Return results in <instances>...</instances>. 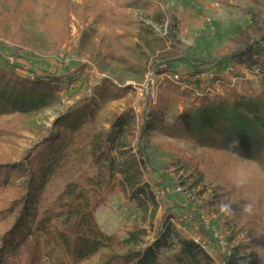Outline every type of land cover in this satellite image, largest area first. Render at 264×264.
I'll list each match as a JSON object with an SVG mask.
<instances>
[{"label": "trees", "instance_id": "obj_1", "mask_svg": "<svg viewBox=\"0 0 264 264\" xmlns=\"http://www.w3.org/2000/svg\"><path fill=\"white\" fill-rule=\"evenodd\" d=\"M120 1L83 0L82 5H76L75 14L80 23H87L88 15H92V32H96L95 26L102 24L107 15L113 17L109 21L112 26H120L111 38L103 36L95 41L91 33L81 35L77 55L92 58L100 68L120 81L128 78L142 81L151 69L156 75H170L182 58L171 52L155 54L154 50L155 42L159 40L154 25H164L168 20L167 13L161 7L150 13L146 0L121 1L119 4ZM249 2L256 7V15L251 27L245 30L244 45L264 36V0ZM70 3V0H0V37L27 49L32 44L37 52L57 51L69 35ZM120 6L143 11L151 25L138 19L126 23L124 18L116 20ZM40 9L43 13L37 21L35 13ZM31 24L43 27L41 38L29 33L28 25ZM176 25V21L170 23L171 29L177 28ZM131 26L135 27V32L128 29ZM12 37H17L18 41ZM230 42L237 43L235 40ZM31 52L28 51L30 56L37 55ZM154 59L159 62L153 67ZM236 60L247 67L264 69V60L255 58L251 49L237 51L233 47L220 52L216 67ZM11 65L14 66L9 71L0 65V131L18 134L26 130L42 141L16 167L20 177L26 178L25 192L11 205V210L18 208V212L13 225L0 238V264H41L43 252L52 264H83L101 253L104 256L98 264H217L214 255L197 245L181 228L185 224L182 219L185 211L194 214V220L201 219L190 206L174 203L173 214L168 213L163 218L155 242L143 251L126 255H120L117 249L137 246L144 232L130 233L124 239L107 236L99 229L94 210L103 198L119 190L136 203L139 210L144 212L152 205L157 211L160 202L156 188L160 184L146 182L144 171L149 168L153 172L160 171L153 164L151 151L155 138L162 137L175 143H191L200 151L199 157H189L186 151L177 149L175 162L187 171H194L193 176L198 172V165H207L209 172L219 169L216 174L220 173L222 177L224 172V178L233 182L229 190L218 187L217 195L208 205L215 206V213L220 212L218 205L224 203L221 199H228L232 192L233 199L228 204L234 212L231 216L222 215L225 216L223 226L227 230L240 227L244 220L240 198L244 196L248 200L251 194L250 177H245L240 185L242 175L225 172L221 166L213 164L217 163V155L231 154L250 161L264 174V91L244 93L228 83L222 97L205 95L201 102L189 105L174 123L168 122L167 113L161 107L142 117L127 108L111 114L108 130H98V104L125 95V90L108 81L97 92L98 100L92 99L83 107L66 111L48 128L39 124L36 118L40 113L62 105V89L55 84L64 81L54 76H37L32 81L30 76L23 78L17 73L19 64ZM168 65L171 69L166 68ZM205 65L207 63L200 62L188 69L192 75H198L202 74ZM71 76L66 78L68 84L76 80V75ZM72 96L67 94L68 99ZM157 144L166 146L163 142ZM114 150L118 151L119 161L113 156ZM61 181L64 184L55 201L42 205L46 189ZM197 181L203 182V175ZM162 186L169 192L166 181ZM169 196L175 198L173 194ZM202 211L209 210L204 207ZM255 222L258 229L251 233L253 237L259 234L256 230L264 233V221ZM202 230L203 236L214 239V232ZM171 236L177 239L179 249L167 255L163 262V255L172 252ZM244 260L243 257L239 261L259 264L251 259Z\"/></svg>", "mask_w": 264, "mask_h": 264}, {"label": "rangeland", "instance_id": "obj_2", "mask_svg": "<svg viewBox=\"0 0 264 264\" xmlns=\"http://www.w3.org/2000/svg\"><path fill=\"white\" fill-rule=\"evenodd\" d=\"M70 1L69 35L57 51L37 52L32 44L27 49L0 37V65L3 69L9 71L14 66L11 64L15 62L20 67L17 69V73L23 78L30 76V79L34 81L37 76H54L64 81L55 84L62 89V105L40 113L36 118L39 124L51 128L52 123L59 115L68 110L83 107L92 99L98 100L97 92L108 81L119 89L125 90V95L117 100L113 99L98 104V130H108L111 114L120 113L127 108L133 109L138 117H142V115L161 107L167 113L168 122L174 123L189 105L201 102L205 95L210 98L222 97L228 83L244 93L259 94L264 91V69L258 66L247 67L239 60L223 67H216L220 52L232 49V47L237 51L251 49L255 58L264 60V36L247 45L242 42L245 30L251 27L252 20H255L254 16L256 15L254 14L256 7L249 0H146L150 5L148 8L150 13L156 7H161L167 13L169 20L164 25H154L155 35L159 38L154 45L155 54L167 52L178 54L182 61L176 64L175 71L179 72L185 71L188 67L189 69L193 68V65L196 66L200 62L207 63L202 69L204 76L200 79L192 77L178 83H173L169 78L164 79L162 75H156L152 69L146 73L142 81L132 78L120 81L110 72L100 68L92 58L79 57L77 47L81 35L91 33L92 39L95 41L103 36L111 38L120 26H112L109 21L113 17L107 15L105 23L97 24L96 32H92L94 26L92 15H88L87 23H80L75 14L76 5H82L83 0ZM121 1L128 2V0ZM121 1L118 3L121 4ZM42 13V9L35 13L37 21L41 19L40 14ZM143 13L139 9L120 6L116 12V20L121 21L124 18V23H126L138 19V21H145L151 25V21ZM107 20L108 22H106ZM175 21L177 28L171 29L170 23ZM118 23L120 25V22ZM28 29L29 33L37 39L41 38L44 32L43 27L39 24L28 25ZM128 29L135 32L134 26L128 27ZM12 38L18 41L17 37ZM231 40H235L237 43L232 44ZM28 51H33L37 55L32 57ZM153 62L154 67L159 61L154 59ZM69 74L70 76L76 75L75 82L71 84H68L66 79ZM150 78L155 86V99H152L151 95L147 96L146 93L144 96H140L141 89L147 85ZM193 84H198L197 87L195 86L197 90L190 89ZM67 94H73L72 98L68 99ZM41 141L42 139L38 136L26 130H22L18 134L0 131V166L2 167L0 170V238L13 225L18 212V208L11 210L13 201L19 199L25 192L26 178L20 177L16 167L23 163L26 154ZM162 142L166 146L162 147V144H157ZM132 146L136 149L135 144ZM177 149L186 151L189 157L201 155L200 151L191 143H175L162 137L155 138L151 156L154 166L159 167L160 171L153 172L149 168L144 171V179L157 186L160 184V187L156 188L160 202L157 211L150 205L143 212L139 210L136 203L128 200L119 190H115L103 198L94 210V218L99 229L107 236H115L120 239L126 238L130 233L143 231L145 235L137 246L117 249L120 255L140 252L155 242L163 218L168 213L169 215L173 214L172 211L176 207L174 203H179V205L192 207L193 211L201 215L200 220H194V214L184 212L182 219L185 224H182L181 228H185L183 231L186 235L201 233L203 228H205L204 233L209 231V228L211 232H214V239L208 240L211 244L210 252L217 260L223 259V257H217L218 254L222 255L223 251H227L231 256L227 257L229 261L226 259V264L227 261L228 264H242L239 260L243 257L244 261L251 259L259 264H264V233L256 230L259 234L255 237L251 236L253 230L258 229L255 226V220L260 223L264 221V174L259 172L258 167L250 161L231 154L217 155V163L213 165L221 166L225 172L242 175V181L238 182L240 185L244 183L247 176L251 180L249 185L251 194L248 200L241 196L240 201H242V206L245 203L251 204L252 211L243 213L244 220L240 227H231L227 230L223 226L225 216H222L223 214L220 212L215 213L213 211L215 206L213 208L208 203H212L214 200L218 187L223 186L229 190L233 182L224 178V172H222V177L220 173L216 174L219 169H212L213 172H209L206 169L207 165H198V172L193 176L194 171H187L175 162L178 156ZM113 156L118 161L121 159L117 150H114ZM200 175H203V182L197 181ZM164 181L170 186L169 192L163 189ZM63 184L64 181L55 182L48 187L44 192L42 205L53 203ZM170 194H173L175 198L170 197ZM232 199L233 193L230 192L228 199L222 198L221 200L224 203L226 201L229 203ZM204 207H207L209 211H202ZM169 241L172 252H166L163 255V262L167 255L179 249L178 241L174 236H171ZM42 255L41 264H52L44 257V252ZM103 256L104 253H101L83 264H98L99 259H102Z\"/></svg>", "mask_w": 264, "mask_h": 264}, {"label": "built area", "instance_id": "obj_3", "mask_svg": "<svg viewBox=\"0 0 264 264\" xmlns=\"http://www.w3.org/2000/svg\"><path fill=\"white\" fill-rule=\"evenodd\" d=\"M166 68H170L171 69V65H168L166 66ZM188 70V71H186ZM185 71H182V72H179V71H175L172 72L170 75H162L164 76L163 78L164 79H171L173 81V83H178L179 81H182V80H187V79H190L192 77H195V79H200L202 76H204L203 74H198V75H192V73L190 72L189 69H186ZM154 89H155V86H154V82L152 80V78L148 79L147 81V85L141 89V94L140 96H144V94L146 93L147 96L148 95H151L152 96V99H155L156 95L154 93ZM208 223V222H207ZM210 229V228H209ZM184 230V228H183ZM191 239L199 246H201L203 249H205L208 253H210L211 255H213L210 250H211V244L209 242L208 239L210 238H207L205 236H202L201 233H193L190 235ZM208 240V241H207ZM223 255L226 257H223ZM230 255H228V252L227 251H223L222 255L218 254L217 257H223V259L221 260H217V258H215L216 260V263L217 264H226V259H228L227 257H230ZM215 257V256H214Z\"/></svg>", "mask_w": 264, "mask_h": 264}, {"label": "clouds", "instance_id": "obj_4", "mask_svg": "<svg viewBox=\"0 0 264 264\" xmlns=\"http://www.w3.org/2000/svg\"><path fill=\"white\" fill-rule=\"evenodd\" d=\"M218 208L221 214H224L226 216L233 215L234 210L232 209L231 205L228 203H221L218 205ZM251 211H252V206L251 204H248V203H245L241 208V212L245 214L251 213Z\"/></svg>", "mask_w": 264, "mask_h": 264}, {"label": "crops", "instance_id": "obj_5", "mask_svg": "<svg viewBox=\"0 0 264 264\" xmlns=\"http://www.w3.org/2000/svg\"><path fill=\"white\" fill-rule=\"evenodd\" d=\"M198 85V84H197ZM197 85H191L192 86V88H190V89H192V90H194V89H196L197 90V88H195V86L197 87Z\"/></svg>", "mask_w": 264, "mask_h": 264}]
</instances>
